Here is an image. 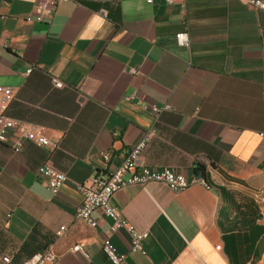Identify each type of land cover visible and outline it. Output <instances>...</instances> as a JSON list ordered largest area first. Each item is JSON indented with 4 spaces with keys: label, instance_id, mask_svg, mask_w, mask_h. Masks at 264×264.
I'll use <instances>...</instances> for the list:
<instances>
[{
    "label": "crops",
    "instance_id": "1",
    "mask_svg": "<svg viewBox=\"0 0 264 264\" xmlns=\"http://www.w3.org/2000/svg\"><path fill=\"white\" fill-rule=\"evenodd\" d=\"M43 2L0 0V86L14 95L6 115L59 141L15 152L10 132L0 144V264L48 248L56 264H112L107 238L122 264H264V11L240 0H79L44 24ZM152 105L171 109L155 115ZM144 139L141 165L188 180H201L203 166L214 185L174 193L152 183L113 196L148 233L146 254L131 250L128 231H111L112 218L96 211L92 228L75 217L78 185L107 176ZM47 164L67 176L58 195L39 174ZM78 244L88 258L71 251Z\"/></svg>",
    "mask_w": 264,
    "mask_h": 264
},
{
    "label": "built area",
    "instance_id": "2",
    "mask_svg": "<svg viewBox=\"0 0 264 264\" xmlns=\"http://www.w3.org/2000/svg\"><path fill=\"white\" fill-rule=\"evenodd\" d=\"M77 2L79 0H44L37 8V21L44 24H49L52 20L54 10L62 2ZM172 3L174 0H165ZM245 4L251 5L254 8L264 11V0H240ZM148 3L153 0H147ZM106 16L107 11L102 10ZM177 43L183 47H190L191 40L187 33L176 35ZM1 45V42H0ZM32 68L28 69L26 74L32 72ZM53 83L56 88H63L62 81L53 78ZM134 95L131 97L133 98ZM14 98L13 89L11 87L0 86V144H5L9 141L10 132H15L17 138L12 145L15 152H19L25 141H33L35 143L50 146L57 149L59 141L49 138L45 135L42 127L11 121L6 115L10 103ZM171 107L166 105L163 108L152 105L151 110L155 115L162 111L169 110ZM147 140L144 139L134 146L126 156L122 165L116 168L105 177L95 176L88 181L78 185V189L82 195V202L77 207L76 220H87L93 224V228L98 226V221L93 218V213L98 211L105 217H110L113 220L111 231L115 233L120 229L128 231L131 236V250L133 252H141L146 254L144 249V240L148 237V233L138 230L133 224L125 219L121 212L112 204L113 196L119 191L131 186L146 188L152 183H163L169 187L174 193H179L196 183H206L201 179L188 180L186 176L171 167L151 168L139 163V158L142 151L146 147ZM109 154L103 155L105 162L109 161ZM39 174L46 179L48 190L53 195H58L63 186L67 182V176L47 164L40 168ZM207 186V185H206ZM59 236L62 232L58 233ZM103 253L112 264H122L125 261L126 255L119 253L114 247L111 239L104 240L102 245ZM71 251L80 253L88 258L89 254L83 245H75ZM59 256L52 248H48L40 252L23 264H56ZM3 264H11L10 257H3Z\"/></svg>",
    "mask_w": 264,
    "mask_h": 264
},
{
    "label": "trees",
    "instance_id": "3",
    "mask_svg": "<svg viewBox=\"0 0 264 264\" xmlns=\"http://www.w3.org/2000/svg\"><path fill=\"white\" fill-rule=\"evenodd\" d=\"M199 170L201 171V174H202V178L203 179H205V181H206V185L209 187V188H212V187H214V185L210 182V180L208 179V177H207V175H206V172H205V168L203 167V166H199ZM227 178H228V180H231V181H234V182H237V183H240V184H244L242 181H240V180H236V179H233V178H230V177H228V176H226ZM216 189H218V188H216ZM219 190V194H220V196H221V198H223V200H228V193L224 190V189H218ZM230 204L232 203L233 204V202H231V201H228ZM240 214H242V216L244 217V212H240ZM255 219V222H259L260 220H261V215H258L256 218H254ZM263 239H264V237H263ZM264 241V240H263ZM260 249H263L264 250V242H263V246H261V248ZM263 263H264V261H263Z\"/></svg>",
    "mask_w": 264,
    "mask_h": 264
},
{
    "label": "bare ground",
    "instance_id": "4",
    "mask_svg": "<svg viewBox=\"0 0 264 264\" xmlns=\"http://www.w3.org/2000/svg\"><path fill=\"white\" fill-rule=\"evenodd\" d=\"M79 221H81V222L85 223L86 225H88V226L93 228V224H91V222H89L87 220H79Z\"/></svg>",
    "mask_w": 264,
    "mask_h": 264
},
{
    "label": "water",
    "instance_id": "5",
    "mask_svg": "<svg viewBox=\"0 0 264 264\" xmlns=\"http://www.w3.org/2000/svg\"><path fill=\"white\" fill-rule=\"evenodd\" d=\"M198 173L200 172L199 170H196ZM202 180L206 183L205 179L202 178Z\"/></svg>",
    "mask_w": 264,
    "mask_h": 264
}]
</instances>
